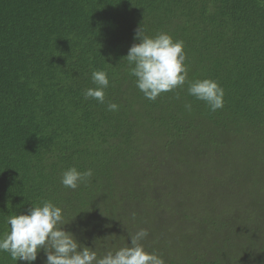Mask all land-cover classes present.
<instances>
[{
    "label": "trees",
    "instance_id": "1",
    "mask_svg": "<svg viewBox=\"0 0 264 264\" xmlns=\"http://www.w3.org/2000/svg\"><path fill=\"white\" fill-rule=\"evenodd\" d=\"M141 26L183 41L223 108L187 83L146 99L122 59ZM92 70L105 104L82 95ZM70 167L93 176L65 188ZM42 200L100 253L146 229L165 264H264V0H0V234Z\"/></svg>",
    "mask_w": 264,
    "mask_h": 264
},
{
    "label": "clouds",
    "instance_id": "2",
    "mask_svg": "<svg viewBox=\"0 0 264 264\" xmlns=\"http://www.w3.org/2000/svg\"><path fill=\"white\" fill-rule=\"evenodd\" d=\"M134 40L138 42L132 44L122 59L127 61L128 74L135 78L136 88L146 99L155 101L161 94L187 83L188 95L203 102L210 111L223 108L224 90L218 82L208 78L189 80L183 41L174 40L166 32L148 35L142 26L136 29ZM91 81L94 87L83 90L84 99L105 104V89L110 85L108 73L92 70ZM185 108L191 110V103H186ZM118 109L116 103L107 102L108 111ZM92 176V169L79 171L70 167L62 172L60 183L76 190L81 184H87ZM70 223L64 209L50 200L31 204L26 213L5 218L0 253H7L13 261L26 264H34L41 252L42 264H165L160 256L145 250L142 241L148 236L146 229L128 233L130 244L105 246L100 253L96 240L94 247H89L79 242L73 232L65 230Z\"/></svg>",
    "mask_w": 264,
    "mask_h": 264
}]
</instances>
